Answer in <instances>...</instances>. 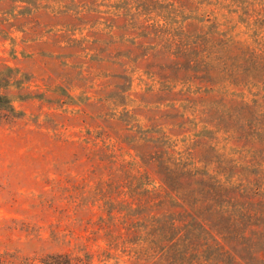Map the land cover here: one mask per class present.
<instances>
[{
	"label": "rangeland",
	"instance_id": "1",
	"mask_svg": "<svg viewBox=\"0 0 264 264\" xmlns=\"http://www.w3.org/2000/svg\"><path fill=\"white\" fill-rule=\"evenodd\" d=\"M0 96V264H264V0H0Z\"/></svg>",
	"mask_w": 264,
	"mask_h": 264
},
{
	"label": "trees",
	"instance_id": "2",
	"mask_svg": "<svg viewBox=\"0 0 264 264\" xmlns=\"http://www.w3.org/2000/svg\"><path fill=\"white\" fill-rule=\"evenodd\" d=\"M0 106H6L7 110L13 115L16 113V108L11 104L10 100L4 96H0ZM160 223L162 224L161 219L153 220V224L155 225L149 230L148 225L143 224L145 230L147 229V233L140 249L142 254L148 255L151 258H156L155 261L169 256V258L173 259V261L178 264H213L212 262L214 259H219L224 256L225 258L221 260L223 262L220 261L218 264H233L227 261L229 252L218 242L213 232L203 223L192 218L185 223L187 230L183 233L181 231L175 232L177 229L175 222L165 220L163 221V225ZM196 230H198V238L203 241L204 250L208 252V255L204 261L194 262L193 260L195 259H193L191 255V239ZM196 252H199V250H196Z\"/></svg>",
	"mask_w": 264,
	"mask_h": 264
}]
</instances>
